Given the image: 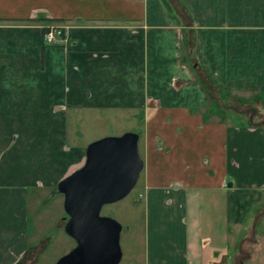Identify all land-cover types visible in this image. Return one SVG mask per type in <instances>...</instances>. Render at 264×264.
Returning a JSON list of instances; mask_svg holds the SVG:
<instances>
[{"label": "crops", "instance_id": "0c3cea01", "mask_svg": "<svg viewBox=\"0 0 264 264\" xmlns=\"http://www.w3.org/2000/svg\"><path fill=\"white\" fill-rule=\"evenodd\" d=\"M117 113L144 130L124 264H264V0H0V264L43 245L29 197L97 138L69 132Z\"/></svg>", "mask_w": 264, "mask_h": 264}, {"label": "water", "instance_id": "95a60500", "mask_svg": "<svg viewBox=\"0 0 264 264\" xmlns=\"http://www.w3.org/2000/svg\"><path fill=\"white\" fill-rule=\"evenodd\" d=\"M138 139V131L126 130L91 140L84 162L57 182L55 191L63 194L67 214L64 229L75 245L52 264L119 263L122 224L100 209L135 186L144 166Z\"/></svg>", "mask_w": 264, "mask_h": 264}, {"label": "rangeland", "instance_id": "374dc122", "mask_svg": "<svg viewBox=\"0 0 264 264\" xmlns=\"http://www.w3.org/2000/svg\"><path fill=\"white\" fill-rule=\"evenodd\" d=\"M223 108H231L229 104H225ZM94 120L93 124L83 126L81 132H78L75 137L69 132V139L75 138L79 144H84L90 135L98 136L107 134H120L128 130H135L140 133L138 139V149L140 155L143 152V126L142 121L135 123L129 115L124 113H117L107 119L106 123H97ZM136 128V129H135ZM141 130V131H140ZM143 171V170H141ZM143 172H140L135 186L124 197L107 202L102 205L100 213L110 215L116 218L121 224L120 232V247L122 250V257L119 264H124L127 256L130 257L138 250L140 245L139 240L142 237L143 218L142 209L138 206L142 203V193L140 177ZM55 187L49 189L48 193L36 196L32 194L29 197V239L32 244L37 240H42L43 245L35 246L28 252L26 258L32 259L27 264H52L61 254L67 252L75 245L74 239L65 231L64 223L67 219V214L63 207V194L55 191ZM136 205V206H135ZM203 260L212 259V262L217 260L210 252L204 254ZM210 256H213L210 258ZM26 263L25 259L22 264Z\"/></svg>", "mask_w": 264, "mask_h": 264}, {"label": "built area", "instance_id": "2783aa9c", "mask_svg": "<svg viewBox=\"0 0 264 264\" xmlns=\"http://www.w3.org/2000/svg\"><path fill=\"white\" fill-rule=\"evenodd\" d=\"M67 24L48 21L45 23V29L43 31L42 37L45 43H55L59 39L65 36Z\"/></svg>", "mask_w": 264, "mask_h": 264}, {"label": "trees", "instance_id": "16d2710c", "mask_svg": "<svg viewBox=\"0 0 264 264\" xmlns=\"http://www.w3.org/2000/svg\"><path fill=\"white\" fill-rule=\"evenodd\" d=\"M47 20L48 21H52L53 19H51V18H47ZM44 29H45V23H43V25H42V30L44 31ZM42 31V32H43ZM45 43V42H44ZM45 44H49V43H45Z\"/></svg>", "mask_w": 264, "mask_h": 264}]
</instances>
